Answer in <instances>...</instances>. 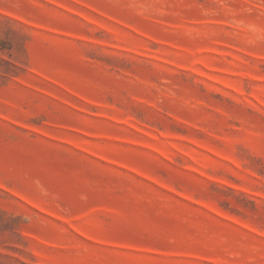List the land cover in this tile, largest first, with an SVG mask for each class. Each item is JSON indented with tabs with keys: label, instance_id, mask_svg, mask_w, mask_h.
Listing matches in <instances>:
<instances>
[{
	"label": "rangeland",
	"instance_id": "1",
	"mask_svg": "<svg viewBox=\"0 0 264 264\" xmlns=\"http://www.w3.org/2000/svg\"><path fill=\"white\" fill-rule=\"evenodd\" d=\"M0 264H264V0H0Z\"/></svg>",
	"mask_w": 264,
	"mask_h": 264
},
{
	"label": "trees",
	"instance_id": "2",
	"mask_svg": "<svg viewBox=\"0 0 264 264\" xmlns=\"http://www.w3.org/2000/svg\"><path fill=\"white\" fill-rule=\"evenodd\" d=\"M12 73H15L14 75H18V74H16V72H5L4 74H6V75H8V76H14V75H12Z\"/></svg>",
	"mask_w": 264,
	"mask_h": 264
}]
</instances>
